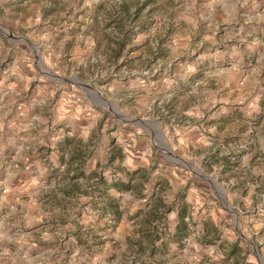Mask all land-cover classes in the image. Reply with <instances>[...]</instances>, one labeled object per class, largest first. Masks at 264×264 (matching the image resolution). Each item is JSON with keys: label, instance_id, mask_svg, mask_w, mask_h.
Wrapping results in <instances>:
<instances>
[{"label": "rangeland", "instance_id": "374dc122", "mask_svg": "<svg viewBox=\"0 0 264 264\" xmlns=\"http://www.w3.org/2000/svg\"><path fill=\"white\" fill-rule=\"evenodd\" d=\"M51 263L264 264V0H0V264Z\"/></svg>", "mask_w": 264, "mask_h": 264}, {"label": "crops", "instance_id": "0c3cea01", "mask_svg": "<svg viewBox=\"0 0 264 264\" xmlns=\"http://www.w3.org/2000/svg\"><path fill=\"white\" fill-rule=\"evenodd\" d=\"M17 113H13L12 115H10L11 116V120H10V123L12 124V126L14 127V125H15V123H12L13 122V120H14V122H15V119H14V117H15V115H16ZM19 115V114H18ZM15 126H17V125H15ZM16 137V136H15ZM17 138V137H16ZM20 138V137H19ZM23 140H25V139H23ZM2 146H4L3 144H1ZM3 150H4V148H2ZM28 151H30L29 150V146H24V144L22 143V142H19V144L16 146V151L14 152V155L12 156H10L12 159H13V161L14 162H21L23 159H25V158H31V157H29V155L28 154H26V152L28 153ZM24 154V158H23V155ZM3 157H4V155H3ZM96 161H98V159L96 160ZM2 167H3V165H2ZM20 173V172H19ZM18 173V174H19ZM16 174H14V176H15ZM18 178V177H17ZM16 178V179H17ZM21 178V177H20ZM19 178V179H20ZM32 260H33V262H34V260L36 259V256H34L33 255V257L31 258ZM51 264H55V263H51Z\"/></svg>", "mask_w": 264, "mask_h": 264}]
</instances>
